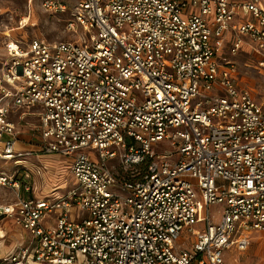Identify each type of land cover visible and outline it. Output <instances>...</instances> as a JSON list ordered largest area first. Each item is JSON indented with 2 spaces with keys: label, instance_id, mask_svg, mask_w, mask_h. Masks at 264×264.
<instances>
[{
  "label": "built area",
  "instance_id": "1",
  "mask_svg": "<svg viewBox=\"0 0 264 264\" xmlns=\"http://www.w3.org/2000/svg\"><path fill=\"white\" fill-rule=\"evenodd\" d=\"M41 5L79 38L5 42L0 221L28 235L0 264H225L264 240V100L233 59L264 68V0ZM52 164L37 197L25 169Z\"/></svg>",
  "mask_w": 264,
  "mask_h": 264
},
{
  "label": "rangeland",
  "instance_id": "2",
  "mask_svg": "<svg viewBox=\"0 0 264 264\" xmlns=\"http://www.w3.org/2000/svg\"><path fill=\"white\" fill-rule=\"evenodd\" d=\"M68 16V14H54L45 11L41 5V0H31V2L28 0H0V60L5 56V42L9 38L22 41L23 46L33 38L51 43L78 39V35L66 29ZM249 51V47H245L233 59L239 69V82L248 87L256 100L260 102L264 100V68L257 64ZM161 144L167 145L164 141ZM30 161L36 163L37 159L32 157ZM27 166V168L34 169L30 164ZM14 167L12 161L0 160V169L11 170ZM60 167L67 170L63 165ZM25 170L26 178L35 184L32 194L37 197H45L55 192L53 188L58 175H56L57 169L54 165L53 167L50 166L45 174L38 178L33 177L30 169L29 171L28 169ZM62 180H66L68 185L70 184L68 177ZM63 187L64 185L58 190L59 193L64 191ZM4 192L5 189L1 188L0 193ZM1 198L2 201L14 200L10 192L9 196H1ZM222 209V205H212L210 207L215 222L219 220ZM0 230L4 233L3 240L0 241V254H4L9 247L17 242H24L22 237L28 235L26 231L10 219L0 221ZM189 242L190 240L184 246L188 245ZM224 260L225 264H264V240L255 233L247 250L241 251L236 246H231L224 251Z\"/></svg>",
  "mask_w": 264,
  "mask_h": 264
},
{
  "label": "crops",
  "instance_id": "3",
  "mask_svg": "<svg viewBox=\"0 0 264 264\" xmlns=\"http://www.w3.org/2000/svg\"><path fill=\"white\" fill-rule=\"evenodd\" d=\"M24 144H25L24 147H29L30 146L29 143H24Z\"/></svg>",
  "mask_w": 264,
  "mask_h": 264
}]
</instances>
